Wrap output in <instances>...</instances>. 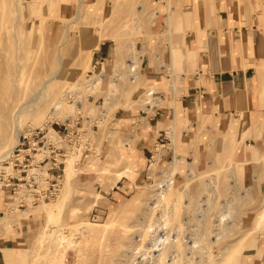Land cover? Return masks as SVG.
<instances>
[{"label":"rangeland","instance_id":"1","mask_svg":"<svg viewBox=\"0 0 264 264\" xmlns=\"http://www.w3.org/2000/svg\"><path fill=\"white\" fill-rule=\"evenodd\" d=\"M242 3L239 2V7L243 6ZM170 6L175 15L186 11L195 12V20L193 23L184 21L182 24H171L167 27V32L162 33L172 35L176 42L183 34L188 35L189 48L199 55L200 51L195 50L193 44L197 43L201 46L202 43L207 42L208 45L214 29L223 24L219 16L220 4L216 0H201L199 9L194 7V0H0V13L4 14V16L0 14V55H12H9L11 58L10 63L8 61L9 66H6L0 74V107L4 102L7 104L15 102L17 105L27 103L41 87L40 96L36 99L38 101L32 102L33 105H27V110L25 108L22 112L19 121L21 133L30 132L35 127L46 126L47 121H54L56 128H59L58 124L78 122L85 129L81 142L84 143L87 138L91 140L88 145L91 150L85 151L87 147L84 144L81 148L67 149L61 169V184L54 197L34 202L33 196L26 195L20 187L12 199H7L6 190L0 188V209H2L0 235L5 236L4 238L16 239L13 244L9 242L8 246L22 248H16L20 250L16 253L23 259L8 264H60V260L64 264H80L83 251L90 257L84 264H130L133 258L134 262L131 264H158L156 259L147 257L143 260L140 257L142 252L152 245L151 240L142 234L143 221L146 220L148 207L154 205L151 201L161 198L158 187L170 177L174 178L175 187L165 193L167 196H164V199L162 197L161 202L156 200L158 205L153 214L159 215L164 210H172L173 207L176 212L173 211L174 216L170 218L171 225L168 226L172 228V236L178 232L183 240L189 237L186 241L191 242L188 244L193 246V249L187 248L189 252L184 248L182 251L184 254L180 251L184 256L180 255L173 264H250L245 260L244 244L240 247L237 240L244 236L264 242V235L260 237L256 227L264 196V176H262L264 175V135H260L261 131H258L256 140L248 141V145L236 144L233 155L230 146L226 144L231 137L229 131L221 134L220 137L213 132L209 136L205 134L200 138L203 143L200 147L203 151L201 162L196 155L190 162L182 161L180 145L177 146L175 154L170 151V155L160 159L159 162L161 152L165 151L160 145L153 157L148 155V158L139 161L131 147L128 150L120 143L123 134L120 130L122 119L117 114L127 109H143L152 113L151 108L154 105L168 110V105L171 106L181 95L184 79L182 76L194 74L200 67L199 61L193 62L190 57L184 60L186 56L181 40L176 45L177 58L174 57L172 41H163L164 35L159 33L161 28L168 25L164 17ZM79 9V17L74 21L73 18ZM202 10L208 17L202 16ZM135 12L138 13L136 19ZM159 12L161 14L157 16V23L154 25L153 21ZM135 22H140L139 26ZM178 25L180 26L177 27ZM104 32L112 33L116 38V40L113 38L102 40L101 44L105 42L108 46V53L97 55L96 49L89 53L90 55L85 54V57H82L80 55L82 49L86 52L88 46ZM49 35L51 38L48 37ZM19 37L21 40L18 39ZM58 56H62L60 60ZM131 57L137 58V67L132 68L128 64ZM102 62L106 64L103 81L95 87L83 85L82 82L87 76L101 69ZM35 64L36 70L33 68ZM76 64H79V73L74 74L72 67ZM116 66L120 68V73L116 71ZM58 68L59 75L51 78L52 72ZM134 71L137 72L138 77L132 80ZM148 91H151V94L147 95ZM144 97L153 98L156 102L148 106ZM57 100H62L63 105L55 111L53 105ZM71 103L75 105L74 110L67 108ZM36 108L43 110L42 117L38 118L35 115ZM109 122L114 124L113 132L120 146L113 143L112 152L108 156L101 157V141L107 136L102 132L104 129L107 130ZM173 126L174 122L169 121L167 128L171 131ZM48 127L51 128L49 125ZM60 127L63 129L64 126ZM249 127L250 125H247L241 138L234 133L233 141H241L245 136L250 135L247 133ZM9 128L12 129L11 123L2 121L0 111V134ZM52 131V128L48 129V139L50 134L57 138L56 133ZM17 139L15 135H11L10 146L1 149L0 154L15 146ZM126 140L130 139L126 138ZM2 150L5 152L2 153ZM122 150L128 151L122 154L129 157L138 168L134 174L121 175L117 178L124 166L120 155ZM42 156L40 152L34 154L36 158ZM210 156L213 158L211 159ZM251 157L253 160L248 161L247 158ZM174 159L177 163L171 169L169 166ZM233 159L239 160L236 166L237 186H231L234 185L235 178L229 175L230 170H228ZM67 161L72 164L68 183L64 180L67 171L65 168L68 166L66 163L69 164ZM87 172L90 174H85ZM166 172L170 177H167ZM212 175L216 183L213 194L216 196L214 200L208 201L209 207H206L203 219L200 211L193 207L198 203L197 197L205 188L204 181ZM118 180H121L120 187H117ZM248 184L253 191L246 194ZM113 186H116L122 194L111 196L113 194L110 195L108 190L112 192ZM180 189L182 191H179ZM22 196H26L28 200L26 207L18 205ZM227 196H233V200L227 212V221L219 225L217 236L215 231H212L218 223L215 214ZM79 200L83 205V212L75 218H70L71 204L79 203ZM45 202H51V209L52 207L55 209V206L58 213L52 224L47 225L44 234V224L48 223L47 212L42 208ZM86 206L89 208L86 209ZM178 216L180 219L183 218V221ZM83 220L99 225L96 229L100 231L95 233V229L89 228L83 233L81 231H77V234L73 233L75 230L72 222ZM30 221L33 226L30 225L27 231L17 236L15 226L21 227ZM159 221L161 222L162 218ZM62 226L65 227V233L74 236L77 241L91 237L92 234L100 236L103 234L102 229L105 233L102 236L106 238L103 239L99 249L93 248L94 239L88 242L86 249L81 252L74 243L70 246L66 244V247L62 246L56 251L58 228ZM165 226L163 225L162 229H165ZM150 228L152 229V226ZM262 229L264 232V227ZM40 236L44 238L40 239ZM195 239L198 241L195 242ZM62 249L64 252H61ZM172 253V251L166 253L165 256L169 259L165 264L172 261L170 260ZM55 256L59 259L55 260ZM261 259L260 261V258H257L255 264H264V251Z\"/></svg>","mask_w":264,"mask_h":264},{"label":"crops","instance_id":"2","mask_svg":"<svg viewBox=\"0 0 264 264\" xmlns=\"http://www.w3.org/2000/svg\"><path fill=\"white\" fill-rule=\"evenodd\" d=\"M216 1L220 4L219 16L223 24L214 29L208 45L207 42L201 46L193 44V48L200 51L199 55L189 48L190 40L184 34V55L198 60L200 67L196 73L182 76L180 97L168 105V110L154 105L152 113L127 109L117 114L122 119L120 143L128 150L131 147L139 161L148 155L153 157L160 145L165 151L161 152L159 162L168 157L170 151L175 154L180 145L182 161L190 162L196 155L201 162L203 143L200 138L211 132L220 137L229 130L241 138L245 120L250 123L247 130L250 135L239 142L241 145L256 140L258 131L264 135V0ZM239 2H243L242 7ZM194 5L199 9L201 0H194ZM201 14L207 16L203 10ZM95 53H108L105 42ZM169 121L174 122L171 131L167 128ZM113 131L114 124L109 122L107 130L102 132L107 136L101 141V157L112 152L113 143L120 146ZM122 152L126 154L128 151ZM117 185L122 186L121 180ZM117 187L113 186L112 192L108 190V193L115 197L121 195ZM30 225L31 221L21 227L15 226L16 235L21 236ZM4 237L0 235V264L19 262L23 258L16 253L20 251L16 248H22L8 246L16 239Z\"/></svg>","mask_w":264,"mask_h":264},{"label":"bare ground","instance_id":"3","mask_svg":"<svg viewBox=\"0 0 264 264\" xmlns=\"http://www.w3.org/2000/svg\"><path fill=\"white\" fill-rule=\"evenodd\" d=\"M9 1V0H8ZM61 2V1H60ZM40 4H41V2H40ZM40 8V7H39ZM29 9H30V7H29ZM38 10V9H37ZM139 10V9H138ZM138 10H137V12H138ZM5 12H7V11H5ZM4 12V13H5ZM28 12V11H27ZM137 12H135V14H134V18L136 19V17H138V13ZM2 13L3 12H1L0 14L2 15ZM29 13H31L32 14V12H30L29 11ZM194 13L195 12H185V13H183V12H180L179 14H177V15H175L174 13H173V8H172V6H170V8H169V10L166 12V16L164 17V20L166 21V24H168V25H166L165 27H163V28H161V31L159 32L160 33V35L162 34V36H163V41H165L166 42V40H170V41H172V54H174V57H176L177 58V44L179 43V41L180 42H182V43H184L183 41H184V34H183V36H182V38H179V41L178 42H176V41H174L173 40V38H172V35L170 36V34H164V33H162V32H167V27L169 26V25H171V24H173V25H175V24H182V22H186V21H188V23L190 22V23H193L194 22ZM34 14V13H33ZM79 14H80V9L78 10V12L76 13V15H75V17L73 18V20L74 21H77V19H78V17H79ZM161 14V12H159L158 14H156V17H155V20L153 21L154 23V25L157 23L156 21H157V16L158 15H160ZM37 15V13L35 14V16ZM2 16H4V14L2 15ZM6 17V16H5ZM4 17V18H5ZM32 17V16H31ZM30 17V18H31ZM7 18V17H6ZM27 19V18H26ZM22 20V19H21ZM30 20V19H29ZM42 20V19H41ZM3 21V20H2ZM31 21V20H30ZM72 21V20H71ZM136 23V25L137 26H139V23L140 22H135ZM175 23V24H174ZM135 25V24H134ZM135 25V26H136ZM66 26V25H65ZM180 25H178L177 27H179ZM22 27V26H21ZM186 28V27H185ZM183 31V30H182ZM23 32V31H22ZM21 34V33H20ZM22 36V35H21ZM28 37V36H27ZM48 37H50L51 38V35H49ZM179 37H181V36H179ZM22 38H23V36H22ZM109 38L110 39H114V40H116V38H115V36L112 34V33H106V32H104L103 34H102V36L101 37H98L95 41H93V43L90 45V46H88V49H87V51L86 52H84V50L82 49V52H81V56L82 57H85V54L88 56V54L89 53H91L93 50H96V49H99V47H100V45H101V42H102V40H106V39H108L109 40ZM18 39H20V37L18 38ZM21 40V39H20ZM25 40V39H24ZM32 40V39H31ZM31 40L29 41V42H31ZM66 40V39H65ZM23 41V40H22ZM27 41V40H26ZM19 42V41H18ZM23 43V42H22ZM48 43V42H47ZM20 44V43H19ZM29 44V43H28ZM30 44H32V43H30ZM20 45H23V44H20ZM20 45H18V47L20 46ZM33 45V44H32ZM31 45V46H32ZM30 46V45H29ZM22 48H23V46H22ZM21 48V50L22 51H24L23 49ZM33 49H34V47H32ZM18 49V48H17ZM26 49V48H25ZM28 49H29V47H28ZM6 50H7V48H6ZM8 51V50H7ZM28 51H30V49L28 50ZM27 51V52H28ZM32 51V50H31ZM3 52H4V50H3ZM25 53H26V51H24ZM7 53V52H6ZM10 53V52H9ZM50 53V52H49ZM26 54H28V53H26ZM25 54V55H26ZM46 54H48V53H46ZM45 54V55H46ZM9 55H11V54H9ZM9 55L7 54V55H0L1 56V58H0V74H2V71L4 70V68L6 67V66H9V64H8V61H9V63H10V60L9 59H11V58H9ZM24 55V56H25ZM49 55V54H48ZM58 55H60L59 54V51H58ZM90 55V54H89ZM12 56V55H11ZM19 57V56H18ZM26 57V56H25ZM27 57H29V56H27ZM44 57V56H43ZM60 57H62V56H58V58H59V60H60ZM90 57V56H89ZM13 59H14V57H12ZM186 58H187V56L184 58V60L186 61ZM24 59V58H23ZM15 60V59H14ZM21 60H22V58H21ZM193 60V59H192ZM129 65H130V67H132V68H134V67H137L138 66V63H137V58H134V57H131V59H129ZM195 61H198V60H194L193 62H195ZM23 63V62H22ZM25 64H26V62H24ZM60 63H61V61H60ZM186 63V62H185ZM27 65V64H26ZM25 65V66H26ZM78 65L79 64H76L75 66H73L72 67V73H74V74H76L77 72L79 73V68H78ZM105 62H102V64H101V69L99 70V71H95L94 73H92L90 76H87L84 80H83V82H82V84L83 85H85V86H88V87H95V86H97V84L98 83H101L102 81H103V78H104V72H105ZM23 68V67H22ZM34 70H36L37 69V66H36V64L34 65ZM25 69V68H24ZM116 71H120V68H118V66H116ZM59 72H60V69L58 68L57 70H55V71H53L52 73L53 74H51V78L53 77H56L57 75H59ZM120 73V72H119ZM137 73V72H136ZM136 73H135V71H134V74L132 75L133 77H132V80H135L136 79V77H138L137 75H136ZM20 80V79H19ZM19 85V84H18ZM40 93H41V87H40V90L38 89L37 90V92L35 93V95H34V97L33 98H30V100L27 102V103H24V104H19V105H17L15 102H9L8 104L7 103H3L2 105L3 106H1L0 107V111H1V115H2V121L3 122H10L11 123V127H12V129L11 128H9V130H7L6 132H4L3 134H0V152H1V149H3V148H6L7 146H10V143H9V141H10V136L11 135H15V137L16 138H18V135L21 133V126L19 125V121H20V117H21V115H22V112L25 110V108H26V110H27V105H33V103L32 102H34V101H38V100H36L39 96H40ZM149 94H151V91H148L147 92V95H149ZM65 97H67L66 95H65ZM143 99H145L146 101V103L148 104V106L149 105H151V104H153L154 102H156L155 101V99H153V98H150V97H144ZM48 100V99H47ZM80 101V100H79ZM41 102V101H40ZM43 102V101H42ZM76 102V101H75ZM74 103V102H73ZM62 105H63V102H62V100H57V101H55V103H54V105H53V107L55 108V111H58L59 110V108H61L62 107ZM82 105V104H81ZM73 107H75V105H73L72 103L67 107V108H69V110H72L73 109ZM80 108H81V106H79ZM30 107H28V109H29ZM53 108V109H54ZM71 108V109H70ZM76 109V108H75ZM74 110V109H73ZM43 110H41V109H37L36 108V110H35V115L38 117V118H40V117H42L43 116V112H42ZM76 111V110H75ZM240 113V112H239ZM140 119H142L143 120V118L141 117ZM121 121V120H120ZM247 125H250V123H249V121L248 120H245L244 122H243V124H242V128H241V132H242V134L244 133V131H245V129H246V127H247ZM30 127H31V125H30ZM33 128V127H32ZM53 129V131L55 132V129L54 128H52ZM10 130H12V132L10 131ZM52 131V132H53ZM56 133V132H55ZM229 134H231L230 136L231 137H229L228 138V141H227V145L228 146H230V148H231V150H232V154L231 155H233V151L235 150V148H236V144H239V140L238 141H236V142H234L233 141V138H232V135L235 133L233 130H229V132H228ZM173 134V133H172ZM260 135H261V132H260ZM50 136V139L49 140H55L56 138L54 137V135L52 134H50L49 135ZM237 139V138H236ZM18 140V139H17ZM12 146V145H11ZM157 147V146H156ZM10 148V147H9ZM8 150V149H7ZM4 150H2V153H4L3 152ZM116 152V151H115ZM121 153V152H120ZM239 153V152H238ZM1 155V154H0ZM121 155V159L124 161V166H123V168L119 171V173H118V177L117 178H119L121 175H130V174H134L135 172H136V170H137V166L129 159V157H127V156H125V155H123L122 153L120 154ZM252 156H253V152H252ZM210 158L212 159L213 157H211L210 156ZM253 157H251V158H247L248 159V161L249 160H253L252 159ZM210 159V160H211ZM69 160H70V158H69ZM239 160H237V159H233L232 160V162H231V165L229 166V168H228V170H230V173H229V175L230 176H232L233 178H235V182H234V185H231V186H237L238 185V180H237V170H236V166H237V164L239 163L238 162ZM67 162H69V164L68 163H66L68 166H66V179H64L66 182L69 180V176H70V174H69V169H70V166L72 165L71 163H70V161H67ZM177 162H176V160L174 159L173 160V162H172V164L169 166V167H171V169L175 166V164H176ZM169 167H168V169H169ZM31 169H33V168H31ZM62 169V168H61ZM167 174V177H170V174L168 173V172H166ZM170 173H171V170H170ZM168 174H169V176H168ZM172 174V173H171ZM191 175V174H190ZM213 175H214V173H213ZM210 176L209 178H207L205 181H204V189H203V192H201V194H199V197H197V204L193 207L194 209H197V210H199L200 211V215H202V217H203V219H204V217H205V211H206V207H209L208 205V201L209 200H212L215 196H214V194H213V191H214V189H215V185H216V183H215V178H214V176ZM256 175V174H255ZM165 176V175H164ZM172 176H173V174H172ZM252 176H254L253 174H252ZM262 176H264V175H262ZM166 177V176H165ZM232 178V179H233ZM189 179V178H188ZM191 179V178H190ZM253 180H254V178H253ZM116 181V180H115ZM164 182H165V180H163ZM68 183V182H67ZM160 184V183H159ZM68 185V184H67ZM254 185V184H253ZM185 186V185H184ZM172 187H175L174 186V178H172V177H170L169 179H167V181L165 182V183H161V186L160 187H158V189H160V191H159V195H160V199L159 198H153L154 200H152L151 201V203L152 204H154V205H150L149 207H148V211H146V213L148 214V218H146L147 217V214H145L146 215V217H145V219L146 220H144L143 221V223H144V230L142 231V234H143V236L144 237H148L150 240H151V242H152V245H151V248H148V249H146V250H144L143 252H142V256H140V257H142V259L144 260L145 258H147V257H150L151 259H156V260H158L157 261V263L158 264H165L166 263V260L168 261V259L169 258H166V253L167 252H169V251H172L173 253H172V255H170V257H172V259L170 258V260H172L171 262L169 261V262H167L168 264H173L174 262H175V260H177L178 258H179V256L180 255H183L184 254V252H182L183 250H184V248L185 249H187V248H191V249H193V246H190L188 243H190L191 244V242H187L186 240H188L189 239V237H188V239H186V240H183V239H181V238H183V237H181V235L179 236L178 235V232H176V235L175 236H172V228H171V226L170 227H168L169 225H171V221H170V218L172 217V216H174L173 215V211L174 212H176V210H174L173 209V207L171 208L172 210H168V211H162V213L161 214H155L156 215V217H154L155 215L153 214V212H155L154 210H155V208H157V203H158V201H160L161 202V199H162V197H163V199H164V196L166 197L167 196V194L165 195V193L167 192V191H169V189H171ZM179 187H181V186H179ZM182 188V187H181ZM176 189V188H175ZM184 189V188H183ZM179 191H182L181 189L179 190ZM251 191H253V188H249V184H248V187H247V190H246V194H248V193H250ZM170 193V192H169ZM181 193V192H180ZM157 196H158V194H156ZM156 196V197H157ZM134 199V198H133ZM162 199V200H163ZM156 200H158V201H156ZM214 200V199H213ZM233 200V196H227L226 198H224V200L222 201V203H221V205H220V209H218L217 210V212H216V214L215 215H217V221H218V223L217 224H215V227H213L212 228V231L214 232L215 231V234L218 236V233H219V229H220V224L222 223V222H225V220L227 221V219L226 218H228V215H227V212H228V210H229V207H230V202ZM157 202V203H156ZM159 202V204L161 205V203ZM187 202H188V200H187ZM190 202V201H189ZM212 202V201H211ZM81 202H80V200H79V203H72L71 204V207H70V211H69V217L70 218H75V217H77L78 215H80L83 211H82V209H83V205L82 204H80ZM44 205L42 206V208L43 209H45V211L47 212V219L48 220H46L48 223L46 224H44V227H43V229H44V234L46 233V231H47V225H51L52 224V221H53V219L56 217V215H57V211L58 210H55V209H57L55 206H54V208L55 209H53V207H52V209H51V202L49 203V202H45V203H43ZM262 205H260V208H261V211H260V213H259V215H258V218H257V224H256V227H257V229L259 230V232H260V237H262L263 235H264V232H263V227H264V196H263V200H262V203H261ZM93 205V204H92ZM186 205V204H185ZM10 206V205H9ZM52 206H53V204H52ZM59 206V204H57V207ZM11 207V206H10ZM41 207V206H40ZM159 207V206H158ZM59 208V207H58ZM86 209H88L89 208V206L87 207H85ZM189 208H190V205H189ZM159 209V208H158ZM186 209H187V207H186ZM55 210V211H54ZM177 210H179V209H177ZM192 210V209H191ZM188 211V210H187ZM60 213V212H59ZM159 213V212H158ZM190 213V212H189ZM153 214V215H152ZM180 214V213H179ZM199 214V213H198ZM199 215V216H200ZM151 217V218H150ZM152 217H153V219H152ZM188 217V216H187ZM3 218V217H2ZM160 218H162V221L160 222L159 221V219ZM178 218H179V216H178ZM174 219V218H173ZM180 219V218H179ZM189 219V218H188ZM172 220V219H171ZM180 220H182L183 221V218L182 219H180ZM173 222V221H172ZM184 222H185V220H184ZM100 223V222H99ZM180 223V222H179ZM234 223V221H232V224ZM72 224H73V229L75 230L73 233H76L77 234V231H81V233H83V231H85V230H87L88 231V229L89 228H93V229H95V233H97L98 231H100V230H98V229H96L97 228V226H99V225H93V223L92 222H89V221H85V220H83V221H73L72 222ZM163 225L165 226V229H162L163 228ZM180 225H182L181 223H180ZM191 225V224H190ZM196 225V224H195ZM150 226H152V229L150 228ZM196 227H197V225H196ZM180 228H181V226H180ZM194 228H195V226H194ZM59 230H58V233H57V237H56V245H55V249H56V251L57 250H60V247H62V246H64V247H66L67 245L66 244H68L69 246L70 245H72L73 243H74V245H76L77 246V248H78V250L81 252L83 249H86V247H87V244H88V242H90L91 240H94L95 239V243L93 242V244H95V245H93V248H101V245H102V241H103V239L104 238H106V237H103L102 235H104L105 233H104V230L102 229V231H103V234L102 235H100V236H97V235H94V234H92L91 235V237L90 236H88V237H86L84 240H79V241H77V240H75L76 238H73V237H71V236H69L70 234H66L65 233V227L64 226H62L61 228H58ZM189 229V228H188ZM152 230V231H151ZM160 230H164V231H160ZM126 231V230H125ZM106 232V231H105ZM127 232V231H126ZM151 232H153V233H151ZM190 232V231H189ZM193 232H195V231H193ZM85 233V232H84ZM181 233H183V232H181ZM80 234V233H79ZM188 234V233H187ZM214 234V233H213ZM137 235V234H136ZM183 235H185L184 233H183ZM42 236H43V234H42ZM42 236H40L41 238L40 239H42V238H44V237H42ZM189 236V235H188ZM143 237V238H144ZM181 237V238H180ZM140 239H141V237H139ZM147 238V239H148ZM187 238V237H186ZM214 238H216V237H214ZM138 239V238H137ZM144 240V239H143ZM183 240V241H182ZM190 241V240H189ZM195 242L196 241H198V239H195L194 240ZM141 242V241H140ZM237 242L240 244V247L244 244V252L243 253H245V255H246V258H245V260L247 261V262H250V264H255L256 262V259L257 258H260V261L262 260L261 259V255H262V253H263V251H264V242L262 243L261 242V240H259V239H255L254 237L253 238H246V237H244V236H242L240 239H238L237 240ZM137 243H138V241H137ZM139 244V243H138ZM141 245H144V244H141ZM150 246V245H149ZM137 249V248H136ZM135 249V250H136ZM155 251H157L158 253L157 254H155L154 252ZM183 253H181V252ZM187 251L189 252V250L187 249ZM61 252H64V250L62 249L61 250ZM178 252H179V254H178ZM193 252V251H192ZM57 253L55 252L54 253V255H56ZM185 254H187V253H185ZM231 254H233V253H231ZM234 255V254H233ZM232 255V256H233ZM81 256H83V257H80L81 259H80V264H84L85 263V261H87V259L88 258H90V257H88L87 256V254H85L84 253V251L81 253ZM167 256H169V255H167ZM184 256V255H183ZM187 256H188V254H187ZM59 257V256H58ZM182 257V256H181ZM186 257V256H185ZM55 258V260H56V256L54 257ZM57 259H59V258H57ZM61 259V258H60ZM131 259V258H130ZM136 259V258H135ZM53 260V259H52ZM55 260H54V262H55ZM149 260V259H148ZM182 260V259H181ZM59 260H57V262H58ZM150 261V260H149ZM188 261V260H187ZM210 261V260H209ZM51 262H53V261H51ZM50 262V263H51ZM53 262V263H54ZM60 264H64L63 262H62V260H60ZM128 262H129V260H128ZM134 262V258L133 259H131L130 260V264L131 263H133ZM189 262V261H188ZM180 263H183V262H180ZM186 263V262H185ZM211 264V263H210Z\"/></svg>","mask_w":264,"mask_h":264},{"label":"built area","instance_id":"4","mask_svg":"<svg viewBox=\"0 0 264 264\" xmlns=\"http://www.w3.org/2000/svg\"><path fill=\"white\" fill-rule=\"evenodd\" d=\"M48 125L55 128V140L48 139L47 132L51 129ZM58 126L55 127L54 121H47L46 126L21 133L15 146L0 155V188L6 190L7 199H12L20 187L26 195L33 196L34 202L54 197L61 184V168L67 149L81 148L84 144L87 147L85 151L91 150L89 138L81 142L85 134L81 124L67 122ZM37 152L43 156L34 157ZM31 168L36 169L32 171ZM19 200L18 205L26 207V196Z\"/></svg>","mask_w":264,"mask_h":264}]
</instances>
